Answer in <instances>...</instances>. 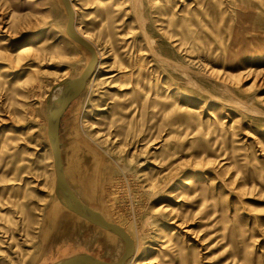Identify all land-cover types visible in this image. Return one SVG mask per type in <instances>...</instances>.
Instances as JSON below:
<instances>
[{"label":"rangeland","instance_id":"374dc122","mask_svg":"<svg viewBox=\"0 0 264 264\" xmlns=\"http://www.w3.org/2000/svg\"><path fill=\"white\" fill-rule=\"evenodd\" d=\"M70 1L100 57L61 119L64 170L133 235L125 264H264V0ZM67 20L62 0H0V264L125 249L50 212L52 97L91 57Z\"/></svg>","mask_w":264,"mask_h":264},{"label":"water","instance_id":"95a60500","mask_svg":"<svg viewBox=\"0 0 264 264\" xmlns=\"http://www.w3.org/2000/svg\"><path fill=\"white\" fill-rule=\"evenodd\" d=\"M64 7L68 14L66 31L68 35L77 43L85 46L91 53L88 61L81 74L75 78L67 79L62 88L61 98L51 110L49 118V141L52 146L54 156V166L56 171V189L62 187L66 191V205L68 208L74 210L81 216L90 221L115 231L124 241L125 249L123 254L114 261H108L98 258L91 254H76L69 257L62 258L58 264H125L131 258L136 249L134 239L129 233L119 224L107 220L100 211L92 208L83 202L74 192L64 172V164L62 159V151L60 144V125L61 119L69 105L75 100L84 90L88 79L94 74L98 63V53L94 44L82 36L76 29L74 23V10L70 0H62ZM53 264V263H52Z\"/></svg>","mask_w":264,"mask_h":264},{"label":"bare ground","instance_id":"6f19581e","mask_svg":"<svg viewBox=\"0 0 264 264\" xmlns=\"http://www.w3.org/2000/svg\"><path fill=\"white\" fill-rule=\"evenodd\" d=\"M61 1V0H60ZM139 2V1H138ZM72 7H73V10H74V13H75V7H74V5L72 4ZM77 29V28H76ZM77 31L82 35V36H84L86 39H88V40H90V36H91V34L89 33V32H81V31H79L78 29H77ZM240 40V39H239ZM77 43V42H76ZM40 44H42V39H40V40H30V41H28V42H26V43H24L23 45H21V47H20V51H22V52H24V51H27V50H30V49H32V48H34L35 46H37V45H40ZM238 44V43H237ZM240 44V43H239ZM95 45V44H94ZM97 50V49H96ZM98 53V59H99V57H100V52L98 51L97 52ZM89 60V59H88ZM98 64V63H97ZM35 73V72H34ZM94 75V74H93ZM93 75L88 79V81H90V79H92V77H93ZM66 81V80H65ZM65 81H63L62 83H61V90L59 89V91H57L56 93L57 94H55V98L54 97H52V101H51V105H50V113H49V118H50V114H51V110H52V107L56 104V103H58V101L60 100V96H61V92H62V88H63V84H64V82ZM88 81H87V83H88ZM53 96H54V94H53ZM72 149V148H71ZM83 150V149H82ZM80 151V150H79ZM97 161H98V159H96ZM100 161H101V159H100ZM104 163V162H103ZM93 165V164H92ZM96 166V165H95ZM67 167H70V166H67ZM97 168V167H96ZM77 169V168H76ZM78 169H79V167H78ZM98 169H99V167H98ZM69 173L70 174H72V172L74 171V168L73 167H70L69 168ZM91 171V170H90ZM107 171V170H106ZM64 172H65V170H64ZM95 173V172H94ZM65 175H66V172H65ZM74 175V174H73ZM95 175V174H94ZM79 178V177H78ZM84 178H85V176H84ZM93 179V178H92ZM84 180V179H83ZM93 182V181H92ZM82 183L83 182H81V185H82ZM84 185V184H83ZM87 185V184H86ZM85 190H87V189H85ZM57 193H58V195H59V197H60V200H58L57 202H55V204H54V206L50 209V212H51V214L54 216L56 213H57V210L59 209L61 212H63V211H67V213L72 217V218H74L75 220H76V222H77V224L79 225V224H81V223H84L85 225H87V226H90L91 224H94V222H92V221H90L89 219H87V218H85L84 216H81L80 214H78L77 212H75L74 210H72V209H70V208H68V206L66 205V191H65V189L64 188H62V187H58L57 188ZM87 195V194H86ZM92 195V194H91ZM55 207V208H54ZM102 213V215L107 219V220H109V221H111V222H115V223H117V224H119L120 226H122L128 233H129V235L132 237V238H134L133 237V235L131 234V232L129 231V229L124 225V224H122L120 221H117V220H115V219H113V218H111V217H107L103 212H101ZM96 224V223H95ZM98 227H100V228H102L103 229V231H104V233L107 235V237H108V239L112 242V243H116V241L117 240H119L118 239V234L115 232V231H113V230H111V229H109V228H106V227H102V226H100V225H98V224H96ZM96 230H98V228L96 229ZM118 235V236H117ZM135 246H136V248H137V243H136V241H135ZM41 255V254H40ZM34 257V259H38L39 258V255H34L33 256ZM59 262H61V261H55L53 264H58ZM148 262V261H147ZM146 262V263H147Z\"/></svg>","mask_w":264,"mask_h":264}]
</instances>
